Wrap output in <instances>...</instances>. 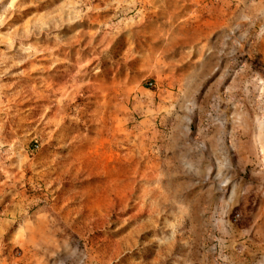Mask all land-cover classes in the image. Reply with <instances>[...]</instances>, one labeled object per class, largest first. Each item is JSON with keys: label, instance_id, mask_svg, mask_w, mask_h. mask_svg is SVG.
<instances>
[{"label": "rangeland", "instance_id": "obj_1", "mask_svg": "<svg viewBox=\"0 0 264 264\" xmlns=\"http://www.w3.org/2000/svg\"><path fill=\"white\" fill-rule=\"evenodd\" d=\"M0 264H264V0H0Z\"/></svg>", "mask_w": 264, "mask_h": 264}]
</instances>
